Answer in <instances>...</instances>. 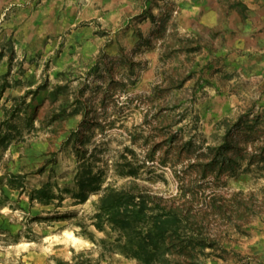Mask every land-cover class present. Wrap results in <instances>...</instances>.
Listing matches in <instances>:
<instances>
[{
    "label": "rangeland",
    "instance_id": "1",
    "mask_svg": "<svg viewBox=\"0 0 264 264\" xmlns=\"http://www.w3.org/2000/svg\"><path fill=\"white\" fill-rule=\"evenodd\" d=\"M0 264H264V0H0Z\"/></svg>",
    "mask_w": 264,
    "mask_h": 264
},
{
    "label": "trees",
    "instance_id": "2",
    "mask_svg": "<svg viewBox=\"0 0 264 264\" xmlns=\"http://www.w3.org/2000/svg\"><path fill=\"white\" fill-rule=\"evenodd\" d=\"M118 196L117 195H112V196H110V203H111V205L113 206L114 204H117L118 202H119V200H118V198H117ZM137 214L138 213H132L128 218L130 219V218H135V216L137 217Z\"/></svg>",
    "mask_w": 264,
    "mask_h": 264
}]
</instances>
